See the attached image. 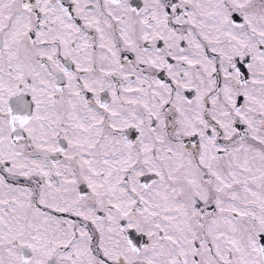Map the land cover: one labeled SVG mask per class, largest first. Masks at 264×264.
I'll return each instance as SVG.
<instances>
[{
	"label": "snow or ice",
	"instance_id": "6c2138e0",
	"mask_svg": "<svg viewBox=\"0 0 264 264\" xmlns=\"http://www.w3.org/2000/svg\"><path fill=\"white\" fill-rule=\"evenodd\" d=\"M0 264H264V0H0Z\"/></svg>",
	"mask_w": 264,
	"mask_h": 264
}]
</instances>
